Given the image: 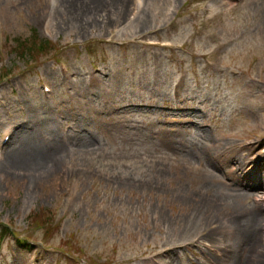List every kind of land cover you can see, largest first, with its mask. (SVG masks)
Returning <instances> with one entry per match:
<instances>
[{
  "label": "rangeland",
  "instance_id": "obj_1",
  "mask_svg": "<svg viewBox=\"0 0 264 264\" xmlns=\"http://www.w3.org/2000/svg\"><path fill=\"white\" fill-rule=\"evenodd\" d=\"M130 16L0 0V142L43 98L63 150L46 177L0 169V264H206L250 212L264 240V0ZM30 36L53 50L19 55Z\"/></svg>",
  "mask_w": 264,
  "mask_h": 264
},
{
  "label": "bare ground",
  "instance_id": "obj_2",
  "mask_svg": "<svg viewBox=\"0 0 264 264\" xmlns=\"http://www.w3.org/2000/svg\"><path fill=\"white\" fill-rule=\"evenodd\" d=\"M61 4L77 23L80 24L84 20L88 27H92L96 23V16H100L102 12L113 6L114 10L118 12L120 20L128 19V14L131 15L130 20L136 16L140 7L143 9L144 0H105V2L102 0H60V6ZM109 19L107 17V21ZM144 24L145 22H141L137 26L141 28ZM86 73L88 86L99 89L101 81L98 77L92 72L88 73L87 71ZM176 93L179 92L176 90ZM26 108L30 123L27 125L23 123L25 122L23 118L19 119L20 124H17L16 121L11 122L15 125L12 127L7 145L4 147L2 153L4 161L0 164V169L14 176L21 174L26 177L39 178L41 175L46 177L52 173L51 170L56 162L61 161L63 150L57 143L56 134L46 122L49 117L44 115L48 112L45 99L39 100L37 110L34 112L30 106L26 105ZM4 133L9 135L10 129H5ZM260 190L264 192L263 182ZM248 197L256 204L264 201V197L256 198L251 193ZM249 215L245 224L237 220L227 221L225 226L235 242L219 248V256L211 254L210 258L206 260V264H264V254L257 253L264 241L257 238V217L251 212ZM195 242L197 241H192V243Z\"/></svg>",
  "mask_w": 264,
  "mask_h": 264
},
{
  "label": "trees",
  "instance_id": "obj_3",
  "mask_svg": "<svg viewBox=\"0 0 264 264\" xmlns=\"http://www.w3.org/2000/svg\"><path fill=\"white\" fill-rule=\"evenodd\" d=\"M26 45L23 52H20L19 55L28 54L30 51H34L35 48L38 50L41 49L42 52L46 53L53 50V45L49 41H43L36 39V36H30L25 41H23V46ZM22 48V47H21ZM18 49L15 52L18 54Z\"/></svg>",
  "mask_w": 264,
  "mask_h": 264
}]
</instances>
